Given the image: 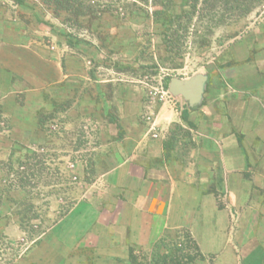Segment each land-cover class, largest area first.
I'll list each match as a JSON object with an SVG mask.
<instances>
[{"label":"crops","instance_id":"1","mask_svg":"<svg viewBox=\"0 0 264 264\" xmlns=\"http://www.w3.org/2000/svg\"><path fill=\"white\" fill-rule=\"evenodd\" d=\"M16 1L11 3L21 15L13 24L0 0V103L16 106L18 96L26 98V105L6 108V117L27 138L39 135L40 109L51 107L60 127L74 130L82 123L83 148L93 149L96 165L104 168L94 182L97 188L16 264H140L158 243L180 240L183 234L193 238L202 254L214 256L213 264H228V258L222 261L209 251L212 239L204 251L202 228L197 227L204 209L240 210L253 184H264V123L258 121L264 83L254 79L262 70L241 66L256 47L264 50V22L260 38L254 32L240 37L224 64L208 67L212 72L170 79L174 101L154 103L134 80L103 79L101 71L93 79L86 65L88 47L82 54L72 48L66 55L64 48L46 50L43 3ZM50 23L52 29L59 27L57 20ZM56 31L53 41L59 40ZM247 87L260 94L248 100ZM150 111L157 138L146 120ZM68 135V149L75 152L77 134Z\"/></svg>","mask_w":264,"mask_h":264},{"label":"rangeland","instance_id":"2","mask_svg":"<svg viewBox=\"0 0 264 264\" xmlns=\"http://www.w3.org/2000/svg\"><path fill=\"white\" fill-rule=\"evenodd\" d=\"M2 1L12 14V23L18 24L21 10L11 3L16 0ZM82 1L92 7L88 16L58 14L43 3L46 19L40 24L48 32L43 39L46 50L64 48L66 55L72 48L82 54L81 50L88 47L86 65L93 71V79H98L95 73L101 71L103 79L115 76L121 82L134 80L147 96L150 88L172 78L207 73L214 63L224 64L240 37L250 32L262 36L259 28L264 22V0ZM52 20L58 21V28L52 29ZM56 29L59 40L53 41ZM256 48L249 52L250 61L241 66L261 69L260 78L254 79L264 83V50ZM256 94H260L257 88L247 87L244 91L248 100ZM15 104L12 107L0 103V264L21 261L58 219L86 198L90 189L97 188L94 182L104 171L96 165L93 149L83 148L82 123L74 130L60 127L51 107L40 109L39 135L27 138L5 115L8 107L24 108L26 98L17 96ZM258 121L264 123V108ZM72 131L77 134L74 140L79 146L75 152L68 149L72 141L68 133ZM220 191L225 193L226 189ZM219 198L221 207L225 206L223 198ZM241 206L240 210L229 207L218 211L210 206L204 209L197 227L200 232L202 228L203 249H210L206 242L212 239L214 245L209 251L222 261L228 258V264L235 260L240 264H264V184H253L252 195ZM175 243L182 244L181 253L173 247ZM176 255L186 256L187 263L213 264L214 259L202 254L193 238L183 234L180 240L158 243L144 255V262L182 264Z\"/></svg>","mask_w":264,"mask_h":264},{"label":"trees","instance_id":"3","mask_svg":"<svg viewBox=\"0 0 264 264\" xmlns=\"http://www.w3.org/2000/svg\"><path fill=\"white\" fill-rule=\"evenodd\" d=\"M18 1L22 2V0H18ZM40 2L44 3L45 5L49 7H52L53 10L57 12L58 14H60L61 12H68L76 16H88L92 12V7L89 5H85L82 0H41ZM164 85L168 87V81H165ZM187 235L189 236V234ZM173 247L174 248L176 247V251L181 253V250H182L181 248H179L178 246H175V244L173 245ZM197 249H198V246H197ZM177 257H179V261L182 264L189 262L186 256L182 257V255H180ZM167 258L168 256H165L164 260L166 261ZM135 259H137V257H133V260ZM171 259L173 260V258ZM183 259L185 260V262H182ZM169 260L170 259H168V261ZM140 264H163V263H160V262L158 263V261H155V260H153L152 263L144 262V257H141ZM164 264H167V262H165Z\"/></svg>","mask_w":264,"mask_h":264},{"label":"built area","instance_id":"4","mask_svg":"<svg viewBox=\"0 0 264 264\" xmlns=\"http://www.w3.org/2000/svg\"><path fill=\"white\" fill-rule=\"evenodd\" d=\"M149 98L154 103H166L169 101H174V95L170 91L169 87H166L163 83H160L156 87H152L149 90ZM146 120L150 124V131L154 138L159 136V128L157 126L156 120L154 119V112H148Z\"/></svg>","mask_w":264,"mask_h":264},{"label":"water","instance_id":"5","mask_svg":"<svg viewBox=\"0 0 264 264\" xmlns=\"http://www.w3.org/2000/svg\"><path fill=\"white\" fill-rule=\"evenodd\" d=\"M169 89H170V91L172 92V94L174 95V93H173V91H172V89L169 87Z\"/></svg>","mask_w":264,"mask_h":264}]
</instances>
